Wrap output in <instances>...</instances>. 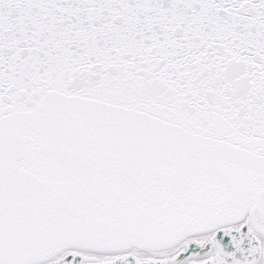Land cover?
Here are the masks:
<instances>
[{"label":"snow or ice","instance_id":"snow-or-ice-1","mask_svg":"<svg viewBox=\"0 0 264 264\" xmlns=\"http://www.w3.org/2000/svg\"><path fill=\"white\" fill-rule=\"evenodd\" d=\"M0 264H264V0H0Z\"/></svg>","mask_w":264,"mask_h":264}]
</instances>
